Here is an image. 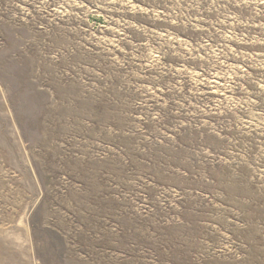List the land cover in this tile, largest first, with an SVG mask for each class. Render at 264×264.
<instances>
[{
	"label": "rangeland",
	"instance_id": "obj_1",
	"mask_svg": "<svg viewBox=\"0 0 264 264\" xmlns=\"http://www.w3.org/2000/svg\"><path fill=\"white\" fill-rule=\"evenodd\" d=\"M0 264H264V0H0Z\"/></svg>",
	"mask_w": 264,
	"mask_h": 264
}]
</instances>
